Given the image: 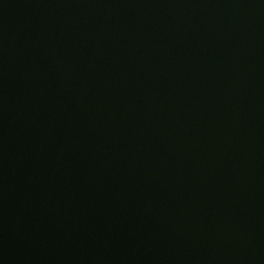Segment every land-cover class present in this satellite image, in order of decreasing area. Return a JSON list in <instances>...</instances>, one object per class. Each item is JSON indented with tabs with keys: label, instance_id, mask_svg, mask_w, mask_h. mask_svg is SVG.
<instances>
[{
	"label": "water",
	"instance_id": "water-1",
	"mask_svg": "<svg viewBox=\"0 0 264 264\" xmlns=\"http://www.w3.org/2000/svg\"><path fill=\"white\" fill-rule=\"evenodd\" d=\"M0 264H264V0H0Z\"/></svg>",
	"mask_w": 264,
	"mask_h": 264
}]
</instances>
